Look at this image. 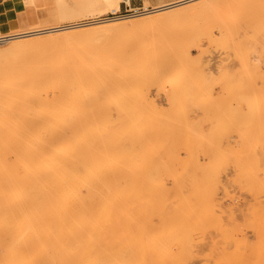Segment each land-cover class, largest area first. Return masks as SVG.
<instances>
[{"label": "rangeland", "instance_id": "374dc122", "mask_svg": "<svg viewBox=\"0 0 264 264\" xmlns=\"http://www.w3.org/2000/svg\"><path fill=\"white\" fill-rule=\"evenodd\" d=\"M177 1H181V0H128V1L41 0L40 4L35 7L33 22L30 23L29 26L27 27L12 31L15 33V32L29 31L31 28L34 30L37 28L39 29L50 28L54 26L78 25V24L88 23V21L91 22L92 20L95 19L107 18V17L108 18L121 17L120 18L121 20L136 21V23L131 24L130 27H128L130 24L126 27H122L125 31L128 30L129 28L130 29L138 28V27L140 28V26H144L143 25L144 23H148L150 20H154V17L156 16L164 17L165 15L172 16L176 14L177 16H181V14L180 15L178 14L182 13L183 15L185 13H192L194 10L200 9V5L201 6L211 5L214 7L217 6L218 8L221 7L220 11L218 9H215L218 13L208 12L206 13V15L204 14L205 16L202 15L204 16L203 20L205 22L207 21L206 23H208L212 32L214 33L213 34L211 32L214 37L213 36L212 38L207 37L209 35L211 36V34L207 33L210 32L209 27H206L208 28L207 32H205L206 28H204L205 31L202 29L203 34L204 32L205 34L207 33V36L204 34L205 35L204 37L203 36L201 37L202 30L196 31V35L195 34L193 35L190 30L188 32H186L187 30H184L186 33L190 32L192 37L193 36L196 37L197 35L198 37L200 36L199 38L200 41H197L198 40L197 37L196 38L184 37L185 40L187 39V41L189 40V42H191L190 47L186 46L188 45V43H186L185 41L183 42L185 44L186 49H188L189 47L188 49L189 51L188 50L185 51V48H183V54L185 51L187 52L186 53L187 56L183 55L182 53L180 54L179 50L181 49L179 50L174 49L173 46L176 45L170 46L171 44L170 39L172 40L174 38L172 36H175L176 34L179 35L178 32L176 34H173L175 32L172 31V33L170 34L171 31H169L170 29L167 28V29H163V32L162 31L161 33L159 32L158 35L154 33L151 37H149L147 41L148 44L146 45L151 46L149 48H151L153 51L147 48L146 46L144 51L150 50L149 51L150 53H148L147 55L146 52L144 53L143 58L141 60L142 62L140 64L143 63L146 64L145 62L148 60V59L146 60V58H151V57H152V61L155 62L154 60L158 55L159 57L157 56V58L159 62L160 59L165 60L163 63L161 61L160 64H166L167 62L166 64L167 66L165 65L164 67H162L159 64L158 67V64L156 65L155 63L150 64L149 66L147 65V68H149L151 65L158 67L157 68L158 71L155 70L158 73L154 72L152 74L150 72L152 70L151 68L152 66L150 67L151 70L149 71L147 68H144L146 67V65L143 64L139 66L140 69L142 66H144L143 67L144 69L142 68L141 70H145V69L147 70L141 72V70L139 69V75H138L139 78L137 75L134 76L135 74L132 77L130 76L132 73L127 74L128 79L127 78L125 79L126 82L127 80L128 82L125 83V81H123L124 82L123 88L124 87L128 88L132 86L133 89H126L127 91L129 90V92L125 91L124 89L123 96L121 94L123 90L119 91L120 94L119 92H117L118 93L117 94L115 91L113 96L111 94L114 91H112L110 94L111 97H109V95L108 96L91 95V97L93 98H88V96L86 98L85 96L87 102L89 99L93 101L94 98L98 99L99 102L98 100L96 101L94 100L93 102L97 104L95 105L91 101L92 102L91 105L90 103L89 104L87 103L88 105L86 107H82L83 110L81 111L80 109L82 104L83 105L86 104V101L83 102L84 95L81 97L83 98V100L82 101L79 100L82 104L77 100L79 104L76 102L74 103L75 105L70 103V100L68 101V97L65 96L62 104L59 102L57 106L53 108L52 107L49 108L52 110L41 112L39 114L40 116H38V119L34 117L35 122L33 123V128L30 127V129L26 128L27 124L26 125L23 124L20 118H17L14 121H10L9 123L0 122V169H1L0 171L2 172V173L0 172V215H1L0 216V264H225V263L248 264V262L249 264H253L251 262L255 260L256 262L254 264H263L260 262L258 263L257 259L258 258L260 259L261 255L264 256V251H263L264 247L261 248L262 246H264V241H263L264 234L262 233L264 231H261L264 230L263 228L264 221H261V219L264 220L263 219L264 214H262L264 213V205H263L264 191L261 192V190L264 189L263 188L264 169H260V168H264V164H263L264 162L262 160V158L264 159V141H263L264 131L262 130L264 129L263 126L264 123L261 121L264 118L262 116V114H264L263 111L264 110V106H263L264 105V54H263L264 38H261L264 36V30L257 31L258 29L256 30L250 25H247L246 26L247 30H245L242 24V26L240 25V29L238 31L237 29H235V27L230 26L231 24L229 22L230 21L231 23L233 22L234 14L228 12V14H230L231 16L228 15L226 12L228 10L226 8L232 5L244 7L241 1H239L240 3L239 2L232 3L234 0H193L163 10L152 11L154 9H157L162 6L170 5L171 3H175ZM117 2L119 4V7L117 9H113L115 7V3ZM257 3L258 0L254 2L252 0V2L250 3L251 5L249 7L256 8ZM262 14L258 13L255 19L257 17L258 19L259 17H262L261 19H264L263 16L264 14L263 15ZM255 15L253 13L252 14L249 13L246 16L248 17L250 16L249 18L254 19ZM200 19H197L199 23L201 21ZM221 21H224L223 25L225 23L226 27L228 26L229 28H225L222 25ZM218 23H221V25ZM205 24L202 23L200 25L203 26ZM212 24H214V26ZM232 25H234V23H232ZM89 26L90 25H85L84 27L74 26L75 28L71 27L63 31L41 33L38 34L37 36H47L49 34L67 32L70 31L71 29L78 30L81 28H87ZM230 27H232L233 30ZM222 28L226 30L225 32H227L228 34L227 37H229V34H233L232 37H229L230 41L228 40L227 37H225L226 36L225 34H222V32L225 33ZM123 29H121L120 31L122 32ZM115 30L118 31L119 27ZM235 30H237V34L233 32ZM253 30H256L259 33ZM220 31L222 32L220 33ZM243 31L245 32V35L249 34L248 37L242 36L244 34V33L241 34ZM255 32L257 33L258 36V37L256 36L257 38L254 36L256 34ZM181 33L180 34L183 35V31ZM186 33H184V36H186ZM220 34L222 36L225 35L224 40L225 42H227L226 40H228L229 44H225V42L224 44H220V42L223 40ZM181 35L179 36L182 37ZM37 36L32 35V36L24 37V39L33 38ZM240 36H242L241 39L244 40L243 41L244 43L247 42L245 43L247 44V47L251 46L252 48L249 47L248 50V48H244V46H241L243 50L242 49L239 50L238 48H240V46L237 45L241 41V39L239 41ZM178 38L177 37L174 38L175 40H173L174 42L172 41V44H175V41L176 40L178 41ZM213 38L214 40H212ZM216 38H217L216 43L219 44L218 48H216L217 44L213 45L212 42L215 41ZM246 38H249V40L246 41ZM180 39L181 38H179V40ZM209 39H211L212 41L210 40L209 42ZM191 40H193L194 43ZM218 40H220V42ZM237 40L239 41V43L237 42ZM248 41L251 42L249 43ZM10 42L7 41L0 43V48L8 46ZM180 42H182V39L180 40ZM183 43L181 44L183 45ZM177 44L179 45V43ZM193 45L195 46L198 45V46L195 47ZM170 47L173 48V50ZM177 47L178 46H176L175 48ZM236 49H238V51ZM250 49H251V53L249 54ZM171 51L172 52L174 51L175 54L174 52L171 53ZM246 51H247L246 55L245 53L244 55H241L243 54V52ZM158 52L161 54L159 55ZM164 52L166 55L164 54ZM204 53L207 56L204 57L205 55ZM169 54H172V56L170 57ZM181 55H183L184 57ZM144 56L146 57L144 58ZM247 56L248 57L250 56L249 59ZM174 57H176V59ZM245 57L248 61L245 59ZM173 58L175 60H173ZM196 58L197 60L199 59L202 61L197 62ZM194 60L197 62L199 66L201 67L203 66L204 68L198 67V70L195 69L193 67L195 66ZM178 61L181 62L183 65ZM148 62L151 63L150 60H148L147 63ZM174 62L176 63V65L174 64ZM244 62L246 66L244 65ZM248 62L249 64L252 63L257 64L256 65L257 69L255 68V74L253 75L255 76L257 73L256 76L258 77L252 78L253 77L252 76L249 78L252 72L250 73L251 68H249ZM179 64L182 65V67H179V69L184 68L185 73L183 72V69L182 71L178 70L176 66H181ZM154 66L153 68H156ZM160 66L162 68L165 67L167 68L166 71L165 69L163 70V72H166V75L165 73L163 75ZM168 66L169 67L171 66L170 69L172 67L173 69L177 68L178 73L177 74L175 72L173 73V71L176 69L174 70L171 69L172 73H170L169 71L170 69L168 68ZM82 67H84V65ZM195 67L197 68V66ZM254 67L252 65L253 69ZM84 68H82L84 72L88 70L86 74L91 72V71L89 72L90 68L87 69L88 67H86L85 68L86 71L84 70ZM199 68H201L202 71L201 73L202 76H200V78L198 77V75H196V74L200 75V72L196 73V71L200 70ZM159 69H161L160 70L161 73H159ZM189 70H191V73L193 72V76H191V78L188 77L192 75L190 74V72H189L190 75H188V73H187L188 76L186 75V72ZM244 70L247 71V74H249L248 76L247 74H245L246 78L244 77L245 78L244 80L248 78L250 82H248L249 80L247 81L241 80L243 79L241 78L242 74L246 73ZM84 72H81V74H83ZM147 72L149 73L148 74L149 76L147 75ZM179 72H181L183 76H181ZM221 72H223V74ZM208 73L210 74L208 75ZM156 74L157 75L160 74V76L158 75L159 77H162L161 75H163V78H160L158 81ZM84 75L85 74H83L82 76ZM91 75H92L91 73L88 74L90 79L86 78L87 75L84 77L82 76L80 77L84 79L86 78L90 81ZM237 75L240 77L238 78ZM152 76L153 79L156 80V82H152V86L150 87ZM179 76L182 78H180ZM196 76L197 78H195ZM176 77H179L177 78L178 80L176 79ZM202 78L205 79L204 83L207 84L203 83ZM226 78H228L229 83H226L227 80ZM132 79L134 80L132 81ZM140 79H142L143 81ZM167 79H169L170 81ZM139 80L142 81L141 84ZM239 80H241L240 83L244 84L245 82V85L246 82H248L249 84L248 87H251L250 86L252 85L251 81L254 80L252 82H254L253 85H255L256 82V87L254 89L257 88V94L254 92L253 89L252 90L254 93L253 92L250 93L249 91H246V90H251V88L247 87L246 89L245 88L246 86L244 85L240 84L238 86ZM138 84L141 85V87ZM142 84L144 85V87ZM147 85H149V87ZM235 85H237V87ZM138 86L140 88H137ZM238 87H239V91L242 90L241 92L237 91ZM242 87H244V89ZM142 88L143 91H141ZM131 90H132V94L134 93V91L137 90L136 95L133 94L134 96H136L135 97L136 100H138V101L134 100L136 101V103L130 101L132 100V98H130L131 96H129L128 94H130ZM244 90L246 91V93L249 94L250 98H253L252 96H250L251 94L257 95V98L256 95H254L253 98L255 102H257L256 100L260 98L258 97V95L262 96L261 98H263L261 99L262 102L258 100V102L259 101L260 102L257 105L254 104L255 106L250 104L253 108L255 107V109H253L252 107L250 108L251 112H249L250 111L249 108H248L249 111L246 108V105L248 104V103L245 104L246 101L244 103L242 102L241 108L243 107L242 108L243 110L240 109L241 103L240 104L239 102L237 103L238 95L241 96L242 98L241 101L245 100L246 95L244 94L245 93ZM172 91H174V94ZM143 92L145 95L144 97L142 96ZM125 93L129 96L128 98L126 97L127 95H125ZM236 93L239 94L237 95ZM241 93L244 94L243 95L244 99ZM116 94L120 95V97L122 98V102L124 101L121 105H120L121 100L119 99V96L117 97ZM217 94H221V95L219 96ZM114 96H116L120 100V103L118 102L119 100H117L116 97ZM218 96L219 97L222 96V98H218ZM112 97H114L116 100L113 99ZM123 97H126L127 99L126 98L124 99ZM100 98L102 99V101L100 100ZM140 98L142 101L139 100ZM253 99L250 100V102L253 101ZM65 100L68 102L69 104L68 106ZM247 101L249 102L248 98ZM254 101L252 103H255ZM124 103L130 104L127 105L129 108L128 111H125L126 107H124L125 105ZM71 104L73 105V108H71L72 107ZM138 104H140V106ZM144 104H146V106H144ZM131 105L133 106L136 105V106L132 107ZM259 105L261 107H259ZM69 106L72 109V111H70V109L68 108ZM75 106L77 108L79 107V110L77 108L75 109ZM135 107L138 108L137 110L138 112L140 111L139 109H141L142 112H144L143 109L147 111H149L150 109H154V110L153 111L150 110L149 111L150 113L149 112L146 113L147 111L144 113L146 114L143 115L145 116L144 121L143 119H141L142 115H140L141 116L140 117L136 114V116H138V118H140L141 120H138V118H136L135 121L134 118L131 119L130 117H128L130 115L129 112H131L132 110L134 111L133 108ZM237 107L239 108L240 111L238 110ZM121 108L122 110L123 109L124 110L123 111L121 110L120 113ZM73 109L75 111H78L79 113L78 112H77L78 114L74 113L75 111ZM245 109L246 111H244ZM257 110H259V113ZM256 111L258 114H255L254 116L255 118L256 115L260 116V112H261V116L263 117L262 118L260 116L261 120L257 119L259 117L256 118L257 123L260 120L258 126H256L257 124L255 123L256 121H254L255 119L253 117L254 115L253 112L256 113ZM127 112L129 113V115ZM119 114L121 115V118ZM243 114L245 116H243ZM236 115L240 117H236ZM111 116H113V118ZM41 117L45 118V121H43L45 124L39 121ZM243 117H248V118L246 119ZM76 118L77 120L79 119L78 121H80V126L78 125ZM125 118L126 119L130 118L129 120L133 121L132 123L134 125L131 123L133 127L130 123L128 124L125 123L129 121V120L125 121ZM149 118L151 121L153 122L155 121L158 125L155 124L156 125L155 126L153 122H148ZM238 118L240 119V122L242 121L243 123L237 121L236 119ZM249 118H251L250 121L252 120L254 121L253 124L252 122L250 123ZM74 120H76L75 123ZM119 121L121 122V124L119 123ZM137 121H139L141 127L137 128V125L140 126V124H138ZM141 121L145 123L146 122L151 124L153 123L152 126H154L155 128H157V126L159 127L155 131V128H153L151 124L150 125L145 124L144 126V124L142 125ZM187 124L190 127L189 129L193 128L194 131L192 129L186 131ZM247 124L251 127V129ZM73 125H75V127ZM76 125H78V127ZM120 125L121 127H119ZM124 125L127 127V129L129 127L128 130L126 129L127 131L125 130V128H123ZM146 126L148 127L151 126L149 135L151 134L152 129L154 132L160 130V132L158 131V134L153 133L152 131V134H154L156 138H154V136L153 138H151V135L149 136L147 135L148 133L147 134L145 133L147 130H149V128H145ZM196 126H199V128L196 129ZM73 127L74 130L75 129H80V130L77 131L75 130L76 132H74L72 131ZM91 127H93L94 130L96 129V131L90 132ZM244 127L245 129L248 130L247 135H249L250 130H252V127L253 128L257 127V130L259 131L258 133L256 132L257 130L255 131L257 133V136L254 130L251 131V133L253 132L254 134L253 133L252 134L255 135L257 138H255V136L251 137L252 134L250 135V137L249 136L246 137V133H244L246 132V130L244 129ZM61 128H64L66 131V133L63 136L60 135ZM93 128L91 130H93ZM109 128H110V132H111V128H113L112 131L115 134L120 135L121 139H119V136H117L118 139L115 140L117 137L114 138L116 135L113 136L112 133H110L107 130ZM131 128L134 130H132ZM140 128L142 129L143 133H141ZM143 128L147 130L144 131ZM259 128L261 129L259 130ZM70 129H71V133L69 131ZM237 129L239 132L242 131L244 134L241 132L237 133ZM123 130H125V132H129V131L130 132L129 134L128 133L123 134ZM213 130L215 131L213 132ZM192 131H193V134H191L192 136L195 134V136L197 137L198 134V137L202 136V138L199 139L203 140L204 142L203 141L199 142L198 140H195L196 137H192V139L191 138L189 139V137L187 136H189V132ZM261 131H262V135H260ZM82 132L83 133L85 132L86 136L80 135L83 134ZM205 132H207L208 134L207 133L205 134ZM95 133L96 136H94ZM26 134L27 136L30 135L32 139L26 137L25 136ZM70 134L72 136H70ZM47 135L52 136V141L48 143L49 144L48 146L47 144H45L46 143L45 141L44 142L42 141L43 138ZM90 135H92V137H90ZM106 135L107 137L109 136L108 138H112L114 142L116 141V143L110 141L108 142L107 141L108 138L106 139ZM125 135L127 138L132 136L133 139V136H135L134 138L137 139L132 140L131 137L128 138L131 142L130 143L128 139L125 137ZM160 135L161 138L159 137ZM259 135L260 137H262L261 139L258 138ZM137 136L139 137L142 136V137L140 139ZM25 137L28 139H26ZM80 137L82 138V141ZM157 137H159L160 140ZM207 137H210L208 139L211 142L210 141L205 142V140H207ZM143 138L147 140V142L145 140V144L144 142H140L141 140L143 141ZM150 138L152 140L154 139V142H152ZM112 139L109 140L112 141ZM125 139H127V141H125ZM193 139L196 142L197 141L198 142L195 143ZM255 139L257 143L256 147H258V150L254 148L256 145L255 143L252 144L254 145V147L252 146V149L251 147H249L250 142L251 141L253 142ZM26 140H30V145L32 144L31 147L33 150L31 174H29L30 177H28L26 173L17 174L13 171V169L11 170V168H14L11 162L13 161L15 166L16 159L11 158V156H9L10 155L9 153L11 152H15V151L24 152V150H26L25 147H27V144L29 143L28 141L27 143ZM136 140H140L139 145H134L136 143ZM148 140H151V142ZM190 140L191 142L193 141L194 143L193 142L191 143ZM261 140L263 142H261ZM106 141L108 142L107 145L109 144L110 146L106 145ZM133 141H135V143ZM155 141L157 142L155 143ZM82 142L87 143V145L91 148V150L89 151L91 152L93 151L92 154L91 152L88 153L87 148L88 149L90 148L86 147L87 145L85 143H84L85 145L82 144ZM119 142L121 143V145L124 146V147L122 146L124 152L121 148L123 153L119 150L120 155L116 153L118 149H120L121 147ZM132 142H133V146L131 147L130 144H132ZM209 142L212 144L210 145ZM243 142L244 143L249 142V143L244 144ZM19 143L20 144L27 143V144L26 145L24 144L25 145L24 147L23 145H21L22 146V148L20 147L21 150H16L19 149L18 147L20 145L19 146L16 145ZM40 143H43L44 145ZM90 143L91 144L94 143L95 148L94 145H92L93 146L92 147ZM189 143H190L189 146L192 148L196 144L197 146H199L198 145L199 143L201 145L200 146L201 149L200 148L192 149L188 146ZM202 143H204V145ZM81 144L82 146L86 147L87 153L85 151V147L84 149L82 148V150L85 152L83 153L82 151L79 152L80 148H78L77 149L78 153H77L75 148L78 146L80 147ZM117 144L119 146H115L117 149V150L115 149L116 151L115 152L114 151L115 147L112 146ZM13 145H15L16 149L15 147L12 148ZM218 146L219 148H217ZM246 146H248L247 149L249 148L248 150L249 152L248 151L246 152L250 154L251 151H253L251 157H249V154L245 153L244 148ZM11 148L15 150L11 151ZM139 148H145L143 149L145 150V152L147 151L146 149L149 148L148 149L149 151L146 152V155L149 152L150 153L146 157H143L144 155L142 154H145L143 151L140 157L138 153L134 152L136 150L140 152L141 150H139ZM1 149L3 151H5V149L7 150L9 149L8 150L9 152L6 150V152L1 153L2 151ZM108 149L111 151L109 152ZM187 149L189 150L197 149L199 151L195 150L190 153V151H188ZM200 150L202 152H200ZM206 150H212V151H208L212 153L207 154ZM113 151L115 152L114 157L117 154V158H114V160L111 158L113 157L114 154ZM130 151L133 152L131 153ZM231 151L233 152V154ZM7 152H8V157H10L7 158L9 160L6 159ZM65 152L67 153L65 154ZM107 152H109V154H107ZM255 152H259V153L255 154ZM110 153H112L111 156ZM151 153L153 154L152 156ZM1 154L4 155L1 156ZM228 154L229 156H227ZM253 154H255V156ZM259 154L261 156V159ZM122 155L123 158L125 157L126 158L122 159L121 158ZM207 157L210 159H207ZM130 158L133 159L128 160ZM246 159L249 160L250 162L247 161ZM6 160L7 162H5ZM116 160H118L119 163ZM260 160L262 163H260ZM3 162L6 165L10 163L9 165L10 166L12 165V167L10 168L9 165L5 167V164ZM235 163L238 165H236ZM241 165L242 167H240ZM243 165L245 166V168ZM247 165L250 167H248ZM254 165L256 167H254ZM209 166L210 168H208ZM259 166L260 168L258 169ZM8 167L10 168L9 170L7 169ZM3 168L6 169L7 172L6 170L4 171ZM256 169L258 172L256 171ZM201 170L202 172L209 170L207 172L210 173L204 172L202 178L199 176ZM194 171L197 174L200 172L198 176H195ZM216 171L217 174H215ZM236 171L240 175L243 174V172H247L244 173L246 175V176L244 175V177L247 178V181L244 180L245 178L243 177V175H241L243 179L239 177L241 182L239 179L237 180L238 178L237 175L239 174H237ZM247 174L249 177L247 176ZM251 174L253 176H251ZM14 175H16L17 177H14ZM18 175L19 176L21 175V177H19ZM208 175L210 176L215 175L214 178H216L217 181L215 183L212 181L211 183L217 184L215 185V187H217L216 190L214 185L211 186L210 183V181L213 180L214 178L209 179L210 176ZM203 179L204 180L209 179L208 180L209 182H207V184L205 185L206 182L203 181ZM253 179L257 181L256 182L251 181L252 183L248 181ZM258 179H260L262 182ZM242 180L243 182L244 181L245 182L243 183ZM217 182L218 183L222 182V183L218 184ZM15 183L18 185H16ZM240 183L242 184L243 187L241 186ZM25 184H27L28 188L27 187L24 188ZM28 184L30 185L28 186ZM18 186L21 188H19ZM204 186L206 187L205 189ZM253 186L255 187V190H253L254 189ZM17 188L19 189L17 190ZM211 188L212 189L214 188L213 191L211 190ZM20 189L23 192L20 191ZM23 189L24 190L26 189V192ZM16 190L20 192H17ZM210 190L213 194L211 192L209 193ZM10 191L13 193H10ZM205 193H208L210 195H207ZM205 195H207L206 198L207 197L209 199L211 198L209 202H208L209 199L207 200L204 197ZM205 199L208 203L211 204L210 206L207 205L206 203L205 207L208 206V209L202 208V206L205 204L204 203L205 201L203 202V200ZM10 201L12 203H10ZM213 201L214 202L216 201V203H214ZM255 201L257 202V204ZM201 202H203L202 206H201ZM253 204L257 206H254ZM214 205H216L218 208H216V206ZM251 205L254 208L251 207ZM201 208L205 210L206 213L204 211L202 212ZM229 208H230V212L233 211V213L228 212ZM212 211H214V213ZM207 212L210 214H207ZM251 212L254 213L255 215L252 214ZM25 214L27 215V217ZM211 214L212 216L216 214V217L214 216L215 218L213 219ZM233 214L234 216L232 217L231 215ZM249 214L251 216H248ZM208 216L209 219L206 218ZM220 216L222 217V219L219 220L218 218H221ZM202 217L204 218V220ZM234 217L235 219L231 220V218ZM259 217L262 218L260 219ZM12 218L15 220H13ZM223 218H225V220ZM205 219H207L206 222ZM253 219L256 221V225L252 223ZM218 220L219 222H217ZM230 221L233 222L231 223ZM249 221L251 222L249 223ZM225 222H228L230 225ZM246 222H248L249 224H247ZM234 223H236V225H234ZM222 225H225L224 229ZM226 225L228 227H226ZM213 226L214 227L217 226V228H214ZM251 226H253V228ZM255 226L257 227L255 228ZM258 226H260L259 227L260 229H257ZM225 228L228 229L226 230ZM231 229L234 230V233L233 231H231ZM240 229L242 230L244 229L243 230L244 232ZM237 230L240 231L238 232ZM225 231H227L228 233L227 235L226 233L225 234L223 233ZM229 232L232 233L230 234ZM242 232L244 233V235ZM234 234L235 236L236 235L237 236L235 237ZM257 238L259 242L256 241ZM238 239H242V241L244 240L243 241L244 243L242 241H239ZM239 242L240 244L243 243L244 246L248 245L250 247L245 248L244 246H241L239 244L241 246L239 250L238 249ZM253 243H256V245H254ZM257 246L261 248L260 251L258 250L259 248ZM222 248L224 249L225 254L227 251L230 253L227 254L228 256L232 255V252H230V250L233 251V256L234 255L235 256L234 257L231 256V262L229 261V259H227L228 256L225 257L226 255H224V253L222 252L223 251ZM241 248H243V250ZM253 248L255 251L253 250ZM261 250L263 253L261 252ZM234 251L237 254H234L235 253ZM255 252L256 255H254ZM257 252L260 253V255H258L259 257L257 256L258 254ZM221 253L223 256L221 255ZM246 253L248 255L251 254L249 256V259L250 257L251 259H254L252 257H255V259L246 262L248 260V255L244 256L246 257V261L245 258H243V255H245ZM222 257L223 258L225 257L226 259L224 258L223 260ZM235 258H237L240 261H238L237 259L235 260ZM226 260L229 262H227ZM263 260L264 258H262V261Z\"/></svg>", "mask_w": 264, "mask_h": 264}, {"label": "bare ground", "instance_id": "6f19581e", "mask_svg": "<svg viewBox=\"0 0 264 264\" xmlns=\"http://www.w3.org/2000/svg\"><path fill=\"white\" fill-rule=\"evenodd\" d=\"M120 1V0H119ZM124 1V0H123ZM125 1H128V0H125ZM189 1H193V0H181V1H177V2H175V3H171L170 5H166V6H162V7H159V8H157V9H154V10H152V11H156V10H163V9H166V8H169V7H172V6H176V5H180V4H183V3H186V2H189ZM239 1H241V3L244 5V7H240V6H226L227 8V10L228 11H226L227 12V14H228V12L229 13H232V14H234V19H233V22L232 23H234V25H232V23H231V21L229 22L231 25L230 26H232V27H235V29H237L238 31H239V29H240V25L242 26V24H243V28H245V30H247V25H250V26H252L254 29H258L257 31H261V30H264V19H261L262 17H259V19H258V17L255 19V17L258 15V13H263L264 14V0H258V3L256 4V8H250L249 6L251 5L250 3L252 2V0H234L232 3H234V2H239ZM254 1H257V0H253V2ZM240 3V2H239ZM237 4V3H236ZM235 5V4H234ZM247 6V7H246ZM255 6V5H254ZM119 7V4H118V2L117 3H115V7L113 8V9H117ZM112 9V8H111ZM215 9H218L219 11H220V9H221V7H214V6H211V5H208V6H205V5H200V9H196V10H194L192 13H185V14H183L182 15V13H179L178 15H180L181 14V16H177V14L176 15H172V16H170V15H165L164 17H158V16H156V17H154V20H150L148 23H144L143 25L144 26H140V28L138 27V28H129L128 30H125L124 31V29L122 28V27H126V26H128L129 24V26L128 27H130L131 26V24H133V23H136V21H128V20H121L120 18L121 17H115V18H100V19H95V20H90L91 22H89L88 21V23H83V24H78V25H71V26H54V27H50V28H37V29H30L29 31H24V32H15V33H9V34H7V35H0V43H2V42H7V41H11L10 42V44L8 45V46H5V47H2V48H0V122H2V123H9L10 121H14V120H16L17 118H20V120H21V122L23 123V124H27L26 125V128H29L30 129V127L31 128H33V123L35 122V120H34V117H36L37 119H38V116H40L39 114L41 113V112H44V111H49V110H52V109H49V108H53V107H55V106H57L58 104H59V102L62 104L63 103V99H64V97L66 96V97H68V101L70 100V103H72L73 105H75L74 103H76L77 102V100L79 101H82L83 100V98H81L83 95H84V100H83V102L84 101H86V98H87V96H88V98H93V97H91V95H103V96H108L109 95V97H111V95L113 96V94L115 93V91H116V93L117 92H119V91H121V90H123L122 91V96H123V94H124V89H125V91H127L126 89H133V87L132 86H130V87H128V88H123V81H125V83H127L128 82V80H127V82H126V79L125 78H127L128 79V77H127V74H129V73H132L130 76L132 77L134 74V76H138L139 75V69H140V67L139 66H141V65H143V64H140L142 61V58H143V55H144V53L146 52V55L148 54V53H150L149 51L150 50H145L144 51V49H145V47L147 46V48H149V47H151V46H148V45H146V44H148L147 43V41H148V39H149V37H151L154 33H156L157 35L159 34V32L161 33V31L163 32V29H170L169 31H171L170 32V34L172 33V31H174L175 33H173V34H176L177 32L179 33V35H181L182 33V31H183V35H181L182 37H180L179 35H175L177 38L179 37V38H181L182 39V42H180V40H179V38H178V41L176 42L175 41V44H172V41L173 40H175L174 38H176L175 36H172V37H174L172 40L170 39V41H171V44H170V46L172 45H176V46H178L177 48H175L176 46H173L174 47V49H181V50H179V52H180V54L182 53L183 54V48H185V44L183 43L184 41L186 42V43H188V45H186V46H189L190 47V45H191V42H189V40L187 41V39L185 40V38L184 37H186V38H196L197 37V41H200L199 40V38H200V36L198 37V35L195 37V36H193L192 37V35H191V33L189 34V33H186V32H188L189 30L192 32V34L194 35H196V31H199V30H204V28H206V27H209V29H210V32H207L208 31V28H206L204 31L205 32H207V33H209V34H211V36L209 35V36H207V33L205 34V32H204V34L207 36V37H211L212 38V30H211V28H210V26L208 25V23H206L204 20H203V17L206 15V13H218ZM148 12H151V11H148ZM102 13V12H101ZM147 13V12H146ZM222 13V12H221ZM225 13V12H224ZM244 13H246V14H244ZM250 13V14H254L255 15V13H256V15L254 16V19H252V18H249L248 16H246V15H248V14ZM95 14V13H94ZM205 14V15H204ZM262 14V15H263ZM202 15H204V16H202ZM217 15V14H216ZM228 15H230V14H228ZM231 16V15H230ZM260 16V15H259ZM264 16V15H263ZM124 17V16H123ZM153 17V16H152ZM200 17H201V19H200ZM233 17V16H232ZM125 18V17H124ZM197 19H200L199 21H200V23L197 21ZM211 19V18H210ZM232 19V18H231ZM203 20V21H202ZM221 20V19H220ZM197 21V22H196ZM228 21V20H227ZM207 24V26H206V24L205 25H203V26H205V27H203L202 25H200V24ZM222 22V25H223V22L224 21H221ZM76 23V22H75ZM218 24H220L221 25V23H218ZM217 24V25H218ZM85 25H90L89 27H87V28H81V29H78V30H70V31H67V32H60V33H57V34H49V35H47V36H37L38 34H41V33H49V32H54V31H63V30H66V29H69V28H71V27H74V26H80V27H84ZM213 26H214V24H212ZM229 25V24H228ZM225 28H229L228 26L226 27V24L224 23V25H223ZM245 26V27H244ZM119 27V30L117 31V30H115V29H117ZM202 27V28H201ZM223 27V28H224ZM232 27H230V28H232ZM249 27V26H248ZM75 28V27H74ZM123 29L122 30V32L120 31L121 29ZM222 28V29H223ZM115 30V31H114ZM184 30H187L186 32L184 31ZM203 30L201 31L202 33H201V37L203 36H205L204 34H203ZM231 30V29H230ZM232 30H233V28H232ZM237 30H235V31H233V32H235L236 34H237ZM244 30V31H245ZM256 30H253V31H256ZM120 31V32H119ZM181 31V32H180ZM223 31L225 32L226 30H224L223 29ZM240 31H242V30H240ZM242 32L241 34H243L242 36H244V37H248V35H245V32ZM256 31V32H257ZM212 32V33H211ZM222 31H220V33H221ZM255 32V33H256ZM181 33V34H180ZM184 33H186V36H184ZM232 33V32H231ZM234 33V34H235ZM257 33H259V32H257ZM257 33L254 35V33H253V35L256 37L257 36ZM189 34V35H188ZM214 34V33H213ZM222 34H225V35H221L222 36V38H223V40L220 42V40H218L219 42H220V44H224V42H225V38H224V36L225 37H227L228 36V34H227V32H225V33H223L222 32ZM262 34V33H261ZM32 35H36L37 37H33V38H26V39H24V37H28V36H32ZM191 35V36H190ZM231 35V36H230ZM188 36V37H187ZM217 36V35H216ZM220 36V37H221ZM233 36V34H229V37H232ZM238 36V35H237ZM242 36H240V38H239V41H240V39L242 38ZM260 36V35H259ZM262 36V35H261ZM154 37V36H153ZM171 37V38H172ZM214 37V36H213ZM229 37H227L228 38V40L230 39ZM243 37V38H244ZM258 37V36H257ZM256 37V38H257ZM21 38H23V39H21ZM170 38V37H169ZM184 38V39H183ZM206 38V37H205ZM204 38V39H205ZM226 38V39H227ZM261 38H264V36L263 37H261ZM17 39H19V40H17ZM163 39V38H162ZM208 39V38H207ZM210 40L211 39H209V42H210ZM212 40H214V38L212 39ZM211 40V41H212ZM228 40H226L227 42H225V44H229L228 43ZM236 40V39H235ZM247 40H249V38H246V41ZM193 43H194V41L193 40H191ZM230 41V40H229ZM239 41L237 40V42L239 43ZM244 40H242L241 39V41H240V43L237 45V46H240V48H238V47H236V48H238L239 50H241L242 49V47L241 46H244V48H248V50H249V47H251V46H249V47H247V44H245V43H247V42H243ZM165 42H167V41H165ZM174 42V41H173ZM202 42V41H201ZM213 42V45H215V44H217L216 42H217V38H216V40L215 41H212ZM223 42V43H222ZM236 42V41H235ZM249 42V41H248ZM251 42V41H250ZM249 42V43H250ZM177 43H179V45L177 44ZM181 43H183V45L181 44ZM241 43H242V45H241ZM4 44V43H3ZM165 44V43H164ZM169 44V43H168ZM195 44H196V42H195ZM237 44V43H236ZM244 44V45H243ZM207 45V44H206ZM212 45V44H211ZM218 45L219 44H217V46H216V48H218ZM231 45V44H230ZM229 45V46H230ZM183 46V47H182ZM193 46H195V45H193ZM198 46V45H197ZM197 46H195V47H197ZM208 46H209V44H208ZM208 46H207V48H208ZM246 46V47H245ZM156 47V46H155ZM165 47V46H164ZM169 47V46H168ZM189 47H188V49H189ZM212 47V46H211ZM210 47V48H211ZM157 48V47H156ZM171 48V47H170ZM206 48V49H207ZM215 48V47H214ZM213 48V49H214ZM220 48V47H219ZM222 48V47H221ZM252 48V47H251ZM149 49H151V48H149ZM154 49V48H153ZM169 49V48H168ZM172 50H173V48H171ZM188 49H186L185 48V51L186 50H188ZM238 49H236L237 51H238ZM152 50V49H151ZM155 50H157V49H155ZM164 50V49H163ZM170 50V49H169ZM175 50V51H176ZM208 50V49H207ZM243 50V49H242ZM153 51V50H152ZM151 51V52H152ZM184 51V54L183 55H186V53L187 52H185ZM189 51V50H188ZM168 52V51H167ZM174 52V51H173ZM172 51H171V53H173ZM240 52V51H239ZM253 52V51H252ZM159 53V52H158ZM206 53V52H205ZM204 53V54H205ZM210 53V52H209ZM242 53V52H241ZM244 53H245V55H246V53H247V51L246 52H243V54H241V55H244ZM251 53V49H250V51H249V54ZM161 53H159V55H160ZM164 54H165V52H164ZM174 54H175V52H174ZM202 54H203V52H202ZM212 54V53H211ZM264 54V53H263ZM154 55H156V54H154ZM166 55V54H165ZM183 55H181V56H183ZM198 55V54H197ZM158 56V55H157ZM157 56H156V59L154 60L155 62H153L152 61V57L151 58H146V60L148 59V60H150L151 61V63L150 62H148L147 63V61L145 62L146 64H144V65H146V67H144V66H142L141 67V69L144 67V68H147V65L149 66L150 64H158V67H159V64L161 63V61H162V63L165 61V60H161L160 59V62H159V60H158V58H157ZM169 56L171 57L172 56V54H169ZM168 56V57H169ZM187 56V55H186ZM205 56H207L206 54L204 55V57ZM146 56H144V58H145ZM155 57V56H154ZM159 57V56H158ZM184 57V56H183ZM182 57V58H183ZM248 57V56H247ZM250 57V56H249ZM249 57H248V59H249ZM175 59H176V57H174ZM173 58V60H175ZM181 58V59H182ZM185 59V58H184ZM190 59V58H189ZM203 59V58H202ZM245 59H246V57H245ZM183 60V59H182ZM196 60H197V58H196ZM247 60V59H246ZM172 61V60H171ZM180 61V60H179ZM178 61V62H179ZM195 61V60H194ZM200 61H202V60H197V62H200ZM248 61V60H247ZM197 62L195 61L194 62V64H195V66H197V68L195 67V66H193L195 69H197L198 70V67H201V66H199L198 64H197ZM204 62V61H203ZM250 62V61H249ZM249 62H248V64H249ZM179 63H181V62H179ZM193 63V62H192ZM206 63V62H205ZM205 63H204V65H205ZM251 63V62H250ZM166 64H167V62H166ZM166 64H160L162 67H164ZM174 64L176 65V63L174 62ZM182 64V63H181ZM181 64H179V65H181ZM255 64V63H254ZM254 64L252 63V64H249V68H251L250 69V73H251V76H249V78L250 77H252V78H254V77H258V76H256L257 75V73H256V75L254 76L253 74H255V68L257 69V67H256V65L257 64H255V67H254ZM84 65V67L86 68V67H88L87 69H89L90 68V70H89V72L92 74L91 75V80L89 81L88 79H86V78H89V76H88V74H90V73H88V74H86V72H88V70L86 71V69L84 68V67H82ZM169 65V64H168ZM183 65V64H182ZM182 65L181 66H176L177 68H178V70H180V71H182V69H183V72L185 73V70H184V68H181V69H179V67H182ZM243 65V64H242ZM244 65L246 66V64H245V62H244ZM243 65V66H244ZM250 65H251V67H250ZM252 65H253V67H254V69L252 68ZM152 66V67H151ZM150 67L152 68V70L150 69V67L149 68H147L152 74L154 73V72H156V73H158L157 71H158V67H156V66H154V65H151ZM153 66L154 67H156V68H153ZM160 66V67H161ZM167 66V65H166ZM244 66V67H245ZM161 67V69H162V72H163V70L165 69V71H166V67L165 68H162ZM171 67V66H170ZM170 67L168 66V68L170 69ZM188 67V66H187ZM203 67V66H202ZM201 67V68H202ZM248 67V66H247ZM246 67V68H247ZM82 68H84V70L86 71V72H84L83 70H82ZM143 68V69H144ZM177 68H174V69H176L177 70ZM201 68H199L200 70L199 71H196V73H199L200 72V75L199 74H196V75H198V77L200 78V76H202L201 75V73H202V71H201ZM204 68V67H203ZM140 69V70H141ZM147 69H145V70H141V72L142 71H146ZM153 69H154V71H153ZM161 69H159V73H161ZM168 69V70H169ZM172 70H174L173 69V67L171 68ZM169 70L170 71V73H172V70ZM185 69H187V68H185ZM253 69V70H252ZM155 70H157V71H155ZM176 70H174L173 71V73L175 72L176 74L178 73V70L176 71ZM203 70V69H202ZM242 70V69H241ZM84 72L83 74H85L84 76H86V78L84 79V78H82V77H84V76H82L83 74H81V72ZM168 71V72H169ZM245 71V70H244ZM254 71V72H253ZM189 72H190V74H192V75H190L189 74ZM231 72V71H230ZM246 73H244V74H242V77L241 78H243V79H241L242 81L246 78L245 77V74H247V71H245ZM143 73H145V72H143ZM164 73H165V75H166V72H163V75H164ZM180 74H181V72H179ZM187 73H188V75H190V76H188L187 75ZM222 74H223V72H221ZM81 74V75H80ZM149 73L147 72V75H148ZM210 73H208V75H209ZM237 74V73H236ZM260 74V73H259ZM159 76H160V74H158ZM157 74H156V77L158 78H156L158 81H159V79L160 78H163V75H161L162 77H159ZM186 75L188 76V77H190L191 78V76H193V72L191 73V70H189V71H187L186 72ZM207 75V74H206ZM226 75V74H225ZM249 74H247V76H248ZM80 76H82V77H80ZM93 76V77H92ZM149 76V75H148ZM150 76H151V74H150ZM181 76H183L182 74H181ZM231 76V75H230ZM238 76V75H237ZM180 77V76H179ZM179 77H176V79L177 78H179ZM240 76H238V78H239ZM245 77V78H244ZM93 78V79H92ZM138 78H139V76H138ZM152 78V80H154L153 79V76L151 77ZM150 78V79H151ZM180 78H182V77H180ZM189 78V79H190ZM193 78V77H192ZM195 78H197V76L195 77ZM210 78V77H209ZM228 78H229V76H228ZM228 78H226L227 80H228ZM90 79V78H89ZM134 79H136V78H134ZM134 79H132V81L134 80ZM142 79H143V77H142ZM142 79H140V80H142ZM173 79V78H172ZM203 80V83L205 82L204 80V78H202ZM220 79V78H219ZM88 80V81H87ZM99 80V81H98ZM139 80V81H140ZM151 80V85H150V87L152 86V82H156V80H154V81H152ZM167 80H169V79H167ZM178 80V79H177ZM188 80V79H187ZM213 80V79H212ZM226 80V83H229V80L227 81ZM233 80V79H232ZM236 80V79H235ZM241 80H239L238 81V86L241 84V85H244V86H246L245 88L247 89V87L249 86V84H248V82H250V80L247 78L246 80H244V81H247V80H249L248 82H246V85H245V82H244V84L243 83H240L241 82ZM143 81V80H142ZM142 81H140V84L142 83ZM161 81V80H160ZM170 81V80H169ZM168 81V82H169ZM180 81V80H179ZM252 81H254V80H252ZM251 81V84L252 85H250L251 87H248V88H251V90L253 89L254 90V92L257 94V88L256 89H254L255 87H256V82H255V85H253V83L254 82H252ZM144 82H145V80H144ZM167 82V81H166ZM181 82V81H180ZM189 82H190V80H189ZM139 83V82H138ZM179 83V82H178ZM187 83V82H186ZM185 83V84H186ZM231 83V82H230ZM153 84H155V83H153ZM160 84V83H159ZM168 84V83H167ZM180 84V83H179ZM202 84V83H201ZM204 84H207V83H204ZM203 84V85H204ZM232 84V83H231ZM259 84V83H258ZM132 85V84H131ZM135 85H137V84H135ZM135 85H134V87H135ZM139 85V84H138ZM143 85V84H142ZM176 85V84H175ZM191 85V84H190ZM189 85V86H190ZM210 85V84H209ZM230 85V84H229ZM126 86V85H125ZM128 86V85H127ZM140 87H141V85H139ZM137 87V88H140V87ZM148 87H149V85H147ZM156 86V85H155ZM189 86H187V87H189ZM214 86H215V84H214ZM236 87H237V85H235ZM252 86H254V87H252ZM143 87H144V85H143ZM146 87V86H145ZM158 87V86H157ZM162 87V86H161ZM186 87V86H185ZM200 87V86H199ZM241 87V86H240ZM179 88H181V87H179ZM229 88V87H228ZM243 89H244V87H242ZM241 88V89H242ZM149 89V88H148ZM183 89V88H182ZM201 89V88H200ZM230 89V88H229ZM245 89V90H246ZM178 90V89H177ZM192 90V89H191ZM197 90V89H196ZM202 90V89H201ZM223 90V89H222ZM226 90V89H225ZM236 90V89H235ZM244 90V91H245ZM251 90H246V91H249L250 93L251 92H253V90L251 91ZM256 90V91H255ZM112 91H114V92H112ZM137 91V90H136ZM136 91H134V95H136ZM141 91H143V88H142V90ZM237 91H239V87H238V90ZM236 91V92H237ZM242 91V90H241ZM241 91H239V92H241ZM246 91H245V95H246V98H245V100L244 101H241L242 100V98H241V96L240 95H238L237 93V98H238V100H237V103L239 102V104L241 103V105H240V109H242L241 108V106H242V102L244 103L245 101V104L246 103H248L249 104V106H248V104L246 105V108H247V110H248V108H249V110H250V108L252 107L250 104H252L253 106H255L254 104H259V102L261 101L262 102V100L261 99H263V98H261L262 96H260V95H258V97H260L258 100H260L259 102H258V100H256L257 102H255L254 101V95H256V94H251L250 96H252L253 98H250L249 97V94L248 93H246ZM111 92H112V94H111ZM127 92H129V90L127 91ZM145 92H146V90H145ZM173 92V94H174V91H172ZM235 92V91H234ZM253 92V93H254ZM218 93H220V92H218ZM259 93V92H258ZM111 94V95H110ZM118 94V93H117ZM116 94V95H117ZM119 94H120V92H119ZM132 94V90L130 91V94H128L129 96H131L130 98H132V100H130V101H133V102H135L136 103V101H138V100H136V96H134ZM195 94V93H194ZM242 94V97H243V93H241ZM247 94H248V97H247ZM125 95H127L126 93H125ZM124 95V96H125ZM126 96L127 98L129 97V96ZM133 95V96H132ZM141 95H142V93H141ZM211 95H213V94H211ZM217 95H221V94H217ZM227 95H229V94H227ZM226 95V96H227ZM85 96H86V98H85ZM119 96V99L121 100V103H120V100L117 98ZM143 97L145 96L144 95V92H143V95H142ZM218 96V98H222V96L221 97H219ZM239 96H240V98H239ZM102 97V96H101ZM114 97H116V96H114ZM114 97H112L113 99H115ZM117 97H116V99L117 100H119L118 102L120 103V105L124 102H122V98L120 97V95H117ZM126 97H123L124 99L126 98ZM196 97V96H195ZM81 98V99H80ZM103 98V97H102ZM111 98V99H112ZM126 98V99H127ZM142 98V97H141ZM141 98L139 99V100H141ZM216 98V97H215ZM226 98V97H225ZM247 98H248V100H249V102H250V100H252L253 99V101L255 102V103H252L253 101H251L250 103L247 101ZM256 98H257V95H256ZM115 99V100H116ZM239 99H240V101H239ZM243 99H244V97H243ZM66 100H67V98H66ZM65 100V102H67ZM90 100V99H89ZM88 100V102L86 101V104L85 105H83L80 101V103L82 104V106H81V109H80V111L81 110H83L82 109V107H86L89 103H90V105H91V103L95 100H98V99H93V101L92 100H90L89 101ZM100 100L102 101V99L100 98ZM134 100H136V101H134ZM197 100V99H196ZM204 100V99H203ZM225 100V99H224ZM230 100H231V98H230ZM92 101V102H91ZM101 101H100V103H101ZM126 101V100H125ZM142 101V100H141ZM209 101V100H208ZM223 101V100H222ZM64 102V103H65ZM98 102H99V100H98ZM194 102H195V100H194ZM235 102V101H234ZM78 103V102H77ZM88 103V104H87ZM116 103H117V101H116ZM137 103H139V102H137ZM147 103V102H146ZM220 103V102H219ZM236 103V104H237ZM71 104V105H72ZM79 104V103H78ZM80 104V105H81ZM93 104H95L94 102H93ZM125 104V103H124ZM123 104V105H124ZM131 104H133V103H131ZM142 104V103H141ZM212 104V103H211ZM224 104V103H223ZM229 104V103H228ZM235 104V103H234ZM66 105V104H65ZM69 104H68V102H67V106H68ZM73 105H72V107L71 108H73ZM79 105V106H80ZM95 105H97V104H95ZM118 105V104H117ZM120 105H119V107H120ZM126 105V106H125ZM124 105V107H126V109H125V111H128L129 110V108H128V106L127 105H130L129 103H126ZM139 106H140V104H138ZM143 105V104H142ZM196 105V104H195ZM261 105H262V103H261ZM132 107H134V106H136V105H131ZM144 106H146V104H144ZM231 106V105H230ZM264 106V105H263ZM143 107V106H142ZM142 107H140V108H142ZM195 107V106H194ZM238 107H239V105H238ZM237 107V108H238ZM259 107H261L260 105H259ZM69 109H70V111H72V109L70 108V106L68 107ZM77 107L75 106V109H76ZM123 108V107H122ZM122 108L120 109V113H121V110H122ZM128 108V109H127ZM136 108V109H135ZM135 108H133L134 109V111H136V112H134L132 109V113L131 112H129L130 113V115H129V113H128V117H130L131 119L132 118H134L135 119V121H136V118H138V116H140V115H142V118L141 119H143V121H144V117L145 116H143V115H146V114H144L147 110H145V109H143L144 110V112H142L141 111V109H139L140 111L138 112L137 110H138V108L137 107H135ZM253 108V107H252ZM257 108H258V106H257ZM263 108V107H262ZM78 110H79V107L77 108ZM117 109V108H116ZM157 109V108H156ZM210 109V108H209ZM253 109H255V107L253 108ZM74 110V109H73ZM124 110V109H123ZM122 110V111H123ZM149 110V109H148ZM150 110H154V109H150ZM149 110V111H150ZM238 110H239V108H238ZM243 110V109H242ZM242 110H241V112H242ZM248 110V111H249ZM75 111V110H74ZM73 111V112H74ZM124 111V112H125ZM149 111H147L146 113H148ZM157 111V110H156ZM240 111V110H239ZM244 111H246V109L244 110ZM243 111V112H244ZM258 111V113H259V110H257ZM257 111H256V113L255 112H253L254 113V115H253V117L255 116V114H258L257 113ZM264 111V110H263ZM72 112V113H73ZM78 111H75L74 113H77ZM187 112V111H186ZM192 112V111H191ZM249 112H251V110L249 111ZM79 113V112H78ZM77 113V114H78ZM126 113V112H125ZM135 113V114H134ZM150 113V112H149ZM156 113V112H155ZM203 113V112H202ZM76 114V115H77ZM132 114H133V117H132ZM136 114L138 115V116H136ZM193 114V113H192ZM236 114V113H235ZM109 115H111V114H109ZM147 115H149V114H147ZM153 115V114H152ZM189 115V114H188ZM225 115H227V114H225ZM119 116H120V118H121V115L119 114ZM124 116H125V114H124ZM136 116V117H135ZM176 116V115H175ZM243 116H245L244 114H243ZM249 116H251V115H249ZM248 116V117H249ZM260 116H261V112H260ZM260 116H258V115H256V118L257 117H259V118H257V119H260L261 120V117L263 116L264 117V114H262V116L260 117ZM112 118H113V116H111ZM141 117V116H140ZM147 117V116H146ZM182 117V116H181ZM236 117H240V116H237L236 115ZM248 117H243V118H248ZM262 117V118H263ZM79 118V117H78ZM130 118H128V119H126L125 118V121L127 120H129ZM151 118H153V117H151ZM175 118V117H174ZM183 118V117H182ZM189 118V117H188ZM255 117H254V121H256L257 119H256ZM140 118H138V120H141ZM172 119V118H171ZM250 119L251 118H249V121H250ZM253 119V118H252ZM76 120H77V118H76ZM76 120H74V123H75V121ZM79 120V119H78ZM77 120V122H78V125L80 126V121H78ZM115 120V119H114ZM119 120V119H118ZM121 120V119H120ZM149 121L148 122H153V121H151L150 120V118L148 119ZM177 120V119H176ZM187 120H189V119H187ZM192 120V119H191ZM237 121H239L240 122V119L238 118V119H236ZM260 120H259V122H260ZM264 118L261 120L263 123H264ZM39 121L40 122H42V123H44L43 121H45V118H43V117H41L40 119H39ZM131 121V122H130ZM146 121H147V119H146ZM184 121V120H183ZM254 121L252 120V121H250V123L252 122V124L254 123ZM76 122V123H77ZM133 121L132 120H129L128 122H125L126 124H128V123H132ZM138 122V124H140L139 123V121H137ZM142 122V121H141ZM148 122H142V125L144 124V126H145V124H151V123H148ZM239 122H237V123H239ZM242 122V121H241ZM240 122V123H241ZM258 122V123H259ZM119 123L121 124V122L119 121ZM124 123V124H125ZM154 123V125L156 124V125H158L155 121L153 122ZM152 123V124H153ZM168 123V122H167ZM173 123V122H172ZM243 123V122H242ZM257 125L256 126H258L259 124L257 123V121L255 122ZM45 124V123H44ZM133 124V123H132ZM131 124V125H132ZM152 124H151V126H152ZM181 124V123H180ZM214 124V123H213ZM245 124V123H244ZM78 125H76L77 127H78ZM85 125V124H84ZM84 125H81V126H84ZM134 125V124H133ZM133 125H132V127H133ZM155 125V126H156ZM175 125V124H174ZM248 125V124H247ZM255 125V124H254ZM74 127H75V125H73ZM150 126V127H151ZM187 126H188V124H187ZM186 126V131H189V130H193V128H191V129H189L190 127L188 126L187 127ZM199 126H201V125H199ZM199 126H196V129L197 128H199ZM249 126V125H248ZM264 126V125H263ZM263 126H262V128H263ZM74 127L72 128L73 130L72 131H74V132H76L77 130H80V129H75L74 130ZM87 127V126H86ZM112 127H114V126H112ZM119 127H121V125L119 126ZM136 127V126H135ZM138 127H141V124H140V126H138L137 125V128ZM150 127H148V126H146L145 128H149V130H145L144 128V131H146L145 133L147 134V135H149V133H150ZM153 128H155L154 126H152ZM159 126H157V128H158ZM177 127V126H176ZM191 127H192V125H191ZM242 127V126H241ZM254 127V126H253ZM252 127V130H250V133H249V135H247V129H245V127H244V129L246 130V132H244V133H246V137H250V135L253 133H251V131H253L254 130V132L257 130V127H255V128H253ZM259 127H261V126H259ZM84 128V127H83ZM88 128H89V126H88ZM93 127H91V129H92ZM117 128V127H116ZM123 128H125V130L127 129V127L124 125L123 126ZM157 128H155V131H156V129ZM225 128V127H224ZM235 128V127H234ZM240 128V127H239ZM238 128V129H239ZM243 128V127H242ZM249 128L251 129V127L249 126ZM29 129H27V130H29ZM81 129H82V127H81ZM85 129V128H84ZM90 129V132H93V131H96V129L94 130V128H93V130H91ZM115 129V128H114ZM128 129H129V127H128ZM127 129V130H128ZM132 129V128H131ZM141 129V128H140ZM152 129V128H151ZM172 129V128H171ZM202 129H204V128H202ZM214 129V128H213ZM238 129H237V133L239 132L238 131ZM261 128H259V130H260ZM109 132H110V128L109 129H107ZM113 128H111V132L110 133H112V135L113 136H115L114 138H116L117 136H119V139H121V137H120V135H118V134H115L113 131ZM119 130H120V128H119ZM125 130H123V134L125 133H128L129 134V132H125ZM126 130V131H127ZM132 130H134V129H132ZM243 130V129H242ZM263 131H264V129H262ZM70 131V133H71V129L69 130ZM87 131V130H86ZM149 131V132H148ZM152 131H153V129H152ZM152 131H151V138H153V136H154V134H152ZM158 131L160 132V130H157V132H154L153 131V133H157L158 134ZM194 131V130H193ZM193 131L192 132H189V136H187V137H189V139L191 138L192 139V137H196L195 136V134L192 136L191 134H193ZM204 131V130H203ZM215 130H213V132H214ZM244 131V130H243ZM133 132V131H132ZM139 132H140V130H139ZM170 132V131H169ZM212 132V133H213ZM231 132V131H230ZM241 133H243L242 131H240ZM239 132V133H240ZM257 133L259 132L258 130L256 131ZM255 132V133H256ZM66 133V131H65V129L64 128H61V130H60V135L61 136H63L64 134ZM83 133V132H82ZM141 133H143V131H142V129H141ZM186 133H188V132H186ZM207 132H205V134H206ZM243 133V134H244ZM257 133H256V136H257ZM77 134H79V133H77ZM76 134V135H77ZM128 134H127V136H128ZM160 134V133H159ZM175 134V133H174ZM178 134V133H177ZM208 134V133H207ZM214 134V133H213ZM254 134V133H253ZM251 135V137L252 136H255V135ZM263 134H264V132H263ZM68 135H69V133H68ZM80 135H84V136H86L85 135V132L83 133V134H80ZM79 135V136H80ZM88 135V134H87ZM149 135V136H150ZM176 135V134H175ZM182 135V134H181ZM190 135H191V137H190ZM202 135H204V134H202ZM221 135V134H220ZM260 135H262V131H261V134ZM260 135L258 136V138H262V137H260ZM26 137H29V138H31V136L29 135V136H27V134L25 135ZM66 136V135H65ZM70 136H72L71 134H70ZM94 136H96V133L94 134ZM130 136V135H129ZM170 136V135H169ZM200 136H201V134H200ZM239 136V135H238ZM242 136V135H241ZM255 136V138H257ZM25 137V138H26ZM90 137H92V135H90ZM109 137V136H108ZM107 137V135H106V139L108 138ZM125 137H126V135H125ZM131 137V139H132V136H130ZM130 137H128V138H130ZM135 136H133V139L132 140H134V139H137V138H134ZM138 138H140L141 139V137L142 136H137ZM160 138H161V135L159 136ZM159 137H157L158 139H159ZM177 137V136H176ZM175 137V138H176ZM182 137V136H181ZM197 137H198V134H197ZM195 138V140H198L199 142L200 141H203V140H201V139H199V138H202V136L201 137H198V138ZM245 137V136H244ZM264 137V136H263ZM73 138V137H72ZM81 138V137H80ZM127 138V137H126ZM127 138V139H128ZM150 138V139H151ZM154 138H156V136H154ZM180 138V137H179ZM204 138V137H203ZM206 138V137H205ZM208 138H210V137H207V140H205V142H207V141H210ZM242 138V137H241ZM240 138V139H241ZM26 139H28V138H26ZM32 139V138H31ZM30 139V140H31ZM109 139H112V138H108L107 139V141L109 142H113V143H116V141L114 142V140L112 139V141L111 140H109ZM118 139V137L115 139V140H117ZM127 139H125V141H127ZM244 139H247V138H244ZM253 139V138H252ZM30 140H26V142L28 143H22V144H16L17 146H19L18 148L19 149H16V147H15V145H13L12 146V148H14L15 147V149L16 150H21L20 149V147L22 148V146L21 145H23V147L27 144V147H25L26 148V150H24V152H21V151H18V152H11V153H9L10 155L9 156H11V158H15L16 159V163H15V166H14V163H13V161L11 162V164L13 165V167L14 168H11L12 167V165L10 166L9 164H7V165H9V167L11 168V170L13 169V171L15 172V173H17V174H19V173H26L27 175H28V177H30L29 176V174H31V167H32V158H33V150H32V147H31V145H30ZM76 140V139H75ZM145 138H143V141L141 140H136V143H135V141H133L135 144L134 145H139V143L140 142H144V144H145ZM152 140V139H151ZM151 140H148V141H150L151 142ZM160 140V139H159ZM194 140V139H193ZM194 140V142L195 143H197L196 141ZM234 140H236V139H234ZM248 140H250V139H248ZM258 140V139H257ZM43 142L45 141L46 143L45 144H47V146L49 145L48 143H50L51 141H52V136H45L44 138H43V140H42ZM81 141H82V138H81ZM106 141V145H107V142ZM128 141L130 142V140L128 139ZM137 141H138V143H137ZM140 141V142H139ZM165 141V140H164ZM243 141V140H242ZM260 141V140H259ZM263 141H264V139H263ZM262 140H261V142H263ZM33 142V141H32ZM31 142V143H32ZM133 142H132V144H130V146L132 147L133 146ZM146 142H147V140H146ZM152 142H154V139L152 140ZM157 141H155V143H156ZM176 142V141H175ZM186 142V141H185ZM185 142H184V144H185ZM190 142H191V140H190ZM193 142V141H192ZM191 142V143H192ZM193 142V143H194ZM204 142V141H203ZM211 142V141H210ZM209 142V143H210ZM85 143V142H84ZM83 142H82V144H84ZM120 143V142H119ZM118 143V144H119ZM131 143V142H130ZM149 143V142H148ZM188 143V142H187ZM244 143V142H243ZM242 143V144H243ZM249 143V142H248ZM248 143H244V144H248ZM253 143H255L256 145H255V147H254V145H252ZM258 143H260V142H258ZM25 144V145H24ZM40 144H42V145H44L43 143H40ZM82 144L80 145V147L78 146V147H76L75 149H76V151H77V149L78 148H80V151L79 152H81L82 151V153L83 152H85L86 151V153H87V150H88V153H90L91 151H89V150H91V148L87 145V143H85L87 146L86 147H89L90 149H88L87 148V150H86V147L85 146H82ZM84 144V145H85ZM114 145V146H112V147H115V146H119V145ZM123 144V143H122ZM154 144V143H153ZM203 145H204V143H202ZM212 143H210V145H211ZM250 144H251V146H250ZM250 144H249V147H251V149H252V146L254 147V148H256L257 150H258V147H256L257 146V143H256V139L252 142H250ZM262 144V143H261ZM90 145L92 146V145H94V148H95V144L94 143H90ZM105 145V146H106ZM120 145H121V143H120ZM173 145V144H172ZM190 145V143L188 144V146ZM198 145L199 146H197V144L193 147V148H200L201 149V145L198 143ZM218 145V144H217ZM34 146V145H33ZM82 146V147H81ZM107 146H110L109 144L107 145ZM122 146L123 145H121V147H120V149H118V151L116 152L115 151V149H116V147L114 148V151L118 154V155H120V152H119V150L122 152V150H123V148H122ZM168 146V145H167ZM171 146V145H170ZM197 146V147H196ZM35 147V146H34ZM84 147H85V151H83L82 150V148L84 149ZM93 147V146H92ZM124 147V146H123ZM186 147V146H185ZM190 147V146H189ZM206 147V146H205ZM209 147V146H208ZM247 147L248 146H246L244 149H245V153H247V154H249L248 152V150H249V148L247 149ZM11 148V151H14L13 149ZM108 148V147H107ZM118 148V147H117ZM121 148H122V150H121ZM126 148V147H125ZM124 148V149H125ZM190 148H192V147H190ZM189 148V149H190ZM192 148V149H193ZM217 148H219V146L217 147ZM132 149V148H131ZM143 149H145V148H139V150H141L140 152H138L137 150V152L136 151H134L135 153H138L139 154V156L141 157V153L144 151V153L145 154H142V155H144L143 157H146L147 155H146V152L147 151H149L148 149L149 148H147L146 150V152H145V150H143ZM156 149V148H155ZM159 149V148H158ZM189 149H187L188 151H190V153L192 152V151H199V150H197V149H195V150H189ZM206 149H209V148H206ZM212 149V148H211ZM241 149H242V147H241ZM247 149V150H246ZM2 150V149H1ZM3 150H4V148H3ZM1 151V153H3V152H6V150L7 149H5V151ZM9 150V149H8ZM7 150V151H8ZM94 150V149H93ZM98 150V149H97ZM105 150V149H104ZM117 150V149H116ZM130 150V149H129ZM170 150V149H169ZM67 151V150H66ZM107 151V150H106ZM108 151L110 152L111 150H109L108 149ZM113 151V157H111L113 160H114V158H117V154H116V156L114 157V155H115V152ZM126 151V150H125ZM207 151V154L208 153H212V152H208V151H212V150H206ZM222 151V150H221ZM246 151H248V152H246ZM251 151V150H250ZM9 152V151H8ZM8 152H7V157H6V159L7 158H10V157H8ZM93 152V151H92ZM92 152H91V154H92ZM95 152V151H94ZM100 152V151H99ZM109 152H107V154H109ZM123 152H124V150H123ZM122 152V153H123ZM131 153L133 152V151H130ZM200 152H202L201 150H200ZM232 152V151H231ZM252 152L253 151H251V153L249 154V157H251V154H252ZM12 153H13V156H12ZM67 152H65V154H66ZM77 153H78V151H77ZM101 153V152H100ZM103 153V152H102ZM106 153V152H105ZM121 153V154H122ZM130 153V154H131ZM154 153H155V150H154ZM162 153V152H161ZM203 153H205V152H203ZM216 153V152H215ZM244 153V154H245ZM256 153H259V152H255V154ZM70 154H72V153H70ZM76 154V153H75ZM137 154V155H138ZM159 154H160V152H159ZM163 154V153H162ZM206 154V155H207ZM231 154V153H230ZM232 154H233V152H232ZM255 154H253L254 156H255ZM2 155H4V154H1V156ZM6 155V154H5ZM83 155V154H82ZM96 155V154H95ZM112 155V153H110V156ZM153 154L151 153V156H152ZM84 156V155H83ZM94 156V155H93ZM125 156V155H124ZM128 156H129V154H128ZM164 156V155H163ZM197 156V155H196ZM211 156V155H210ZM215 156V155H214ZM213 156V157H214ZM227 156H229V154L227 155ZM253 156V157H254ZM256 156H258V155H256ZM259 156H260V154H259ZM131 157V156H130ZM150 157V156H149ZM160 157V156H159ZM198 157V156H197ZM239 157V156H238ZM122 159H125V158H123V155H122V157H121ZM148 158V157H147ZM212 158V157H211ZM216 158V157H215ZM229 158H231V157H229ZM241 158V157H240ZM244 158V157H243ZM256 158H259V157H256ZM133 158H130V159H128V160H132ZM146 159V158H145ZM207 159H210V158H208L207 157ZM233 159H235V158H233ZM253 159V158H252ZM260 159H261V156H260ZM2 160H3V157H2ZM7 160H9V159H7ZM7 160L5 161V162H7ZM11 160V159H10ZM14 160V159H13ZM215 160V159H214ZM237 160V159H236ZM247 160V159H246ZM262 160H263V162H264V159L262 158ZM118 163H119V161L118 160H116ZM247 161H249V160H247ZM250 162V161H249ZM4 163V162H3ZM257 163V162H256ZM259 163V162H258ZM260 163H262L261 162V160H260ZM5 164V163H4ZM3 164V165H4ZM203 164V163H202ZM234 164V163H233ZM236 164V163H235ZM240 164V163H239ZM243 164V163H242ZM249 164H251V163H249ZM248 164V165H249ZM264 164V163H263ZM6 164H5V167L7 166ZM197 165V164H196ZM236 165H238V164H236ZM235 165V166H236ZM244 165H245V163H244ZM243 165V166H244ZM247 165V166H248ZM259 165V164H258ZM202 166V165H201ZM200 166V167H201ZM227 166V165H226ZM4 167V166H3ZM4 167V168H5ZM7 168L8 170L10 169V168ZM122 167V166H121ZM199 167V166H198ZM229 167V166H228ZM240 167H242V165L240 166ZM248 167H250V166H248ZM253 167V166H252ZM254 167H256L255 165H254ZM1 168H2V166H1ZM3 168V170L5 171L6 169H4ZM208 168H210V166L208 167ZM222 168V167H221ZM223 168H225V167H223ZM238 168V167H237ZM244 168H245V166H244ZM260 168V166L258 167V169ZM200 169V168H199ZM202 169V168H201ZM206 169V168H205ZM227 169V168H226ZM254 169V168H253ZM252 169V170H253ZM260 169H264V168H260ZM1 170V169H0ZM203 170V169H202ZM202 170L199 172L200 173V177H202L203 178V173L204 172H207V171H209V170H207V171H204V172H202ZM215 170V169H214ZM223 170V169H222ZM234 170H236V169H234ZM238 170V169H237ZM240 170V169H239ZM255 170V169H254ZM4 171H3V173H4ZM210 171H212V170H210ZM227 171V170H226ZM256 171H257V169H256ZM1 172V171H0ZM6 172H7V170H6ZM195 172V171H194ZM239 172V171H238ZM253 172V171H252ZM251 172V173H252ZM258 172V171H257ZM260 172V171H259ZM2 173V172H1ZM12 173V172H11ZM198 173V174H199ZM207 173H210V172H207ZM236 173H237V171H236ZM244 173H247V172H243V174H241V175H243V177H244ZM248 173H250V172H248ZM192 174V173H191ZM198 174L195 172V176H198ZM215 174H217V171L215 172ZM237 174H239V173H237ZM23 175V174H22ZM236 175V174H235ZM240 174L239 175H237V180L239 179L240 180V178H242L243 179V177L241 176ZM250 175V174H249ZM256 175V174H255ZM12 176V175H11ZM19 176V175H18ZM207 176V175H206ZM208 176H210V175H208ZM246 176V175H245ZM247 176H248V174H247ZM251 176H253L252 174H251ZM14 177H17L16 175H14ZM13 177V178H14ZM19 177H21V175L19 176ZM215 177V175L213 176V175H211L210 177H209V179L210 178H214ZM219 177V176H218ZM240 177V178H239ZM249 177V176H248ZM264 177V176H263ZM23 178V177H22ZM245 178V177H244ZM252 178V177H251ZM18 179V178H17ZM208 179V180H209ZM255 179H257V178H255ZM262 179V178H261ZM11 180V179H10ZM208 180H204L203 179V181H205L206 183H205V185L207 184V182H209ZM245 181H247V178H245L244 179ZM258 180H260V179H258ZM216 182L217 180H216V178H214L213 180H211L210 181V183L211 182ZM244 181V182H245ZM248 181H255L254 179L253 180H248ZM257 181V180H256ZM255 181V182H256ZM261 181V180H260ZM240 182H241V180H240ZM242 182H243V180H242ZM243 182V183H244ZM262 182V181H261ZM24 183V182H23ZM209 183V184H210ZM214 183H211V186L212 185H214V187H215V185H217V184H214ZM218 183V182H217ZM222 183V182H221ZM221 183H218V184H221ZM252 183V182H251ZM13 184V183H12ZM16 184V183H15ZM241 184V183H240ZM239 184V185H240ZM246 184H247V182H246ZM259 184H260V182H259ZM263 184V183H262ZM14 185V184H13ZM16 185H18V184H16ZM30 184H28V186H29ZM245 185V184H244ZM256 185V184H255ZM11 186V185H10ZM241 186H242V184H241ZM249 186H250V184H249ZM262 186V185H261ZM14 187V186H13ZM19 187V186H18ZM23 187V186H22ZM25 187H27V184H25V186H24V188ZM243 187V186H242ZM247 187V186H246ZM254 187V186H253ZM257 187V186H256ZM19 188H21V187H19ZM19 188H17V190L19 189ZM28 188V187H27ZM206 187L204 186V189H205ZM216 188L217 187H215V190H216ZM251 188H252V186H251ZM250 188V189H251ZM259 188V187H258ZM257 188V189H258ZM263 188H264V185H263ZM262 188V189H263ZM10 189V188H9ZM12 189V188H11ZM210 189V188H209ZM214 189V188H213ZM213 189L211 188V190L213 191ZM247 189V188H246ZM13 190V189H12ZM16 190V191H17ZM24 190V189H23ZM207 190V189H206ZM211 190L209 191V193L211 192ZM253 190H255V187H254V189ZM252 190V191H253ZM20 191H22L21 189H20ZM20 191H17V192H20ZM25 192H26V189L24 190ZM208 191V190H207ZM217 191H219V190H217ZM260 191V190H259ZM264 191V189L263 190H261V192H263ZM23 192V191H22ZM260 192V193H261ZM7 193V192H6ZM5 193V194H6ZM10 193H13V192H11L10 191ZM212 193V192H211ZM215 193V192H214ZM228 193V192H227ZM205 194H207V195H210V194H208V193H205ZM213 194V193H212ZM217 194V193H216ZM229 194V193H228ZM7 195V194H6ZM5 195V196H6ZM207 195H205L204 197L206 198V196ZM218 195V194H217ZM21 196V195H20ZM230 196V195H229ZM263 196H264V194H263ZM10 198H12V197H10ZM10 198H9V200H10ZM221 198V197H220ZM230 198V197H229ZM20 199V198H19ZM23 199V198H22ZM204 199V198H203ZM207 200L209 199L208 197L206 198ZM206 199L205 200H203V202L205 203L203 206H202V204H203V202H201V206H202V208H205V209H208V206L207 207H205V205H206V203H207V205H210L211 206V204L210 203H208L210 200H211V198L208 200V202L206 201ZM258 199V198H257ZM256 199V200H257ZM29 200V199H28ZM213 200V199H212ZM234 201V200H233ZM13 202H14V200H13ZM212 202V201H211ZM214 202V201H213ZM218 202V201H217ZM256 202V201H255ZM10 203H12L11 201H10ZM214 203H216V201L214 202ZM219 203V202H218ZM4 204V203H3ZM256 204H257V202H256ZM15 205H16V203H15ZM254 205V204H253ZM264 205V204H263ZM214 206H216V205H214ZM254 206H257V205H254ZM3 207H4V205H3ZM12 207H13V205H12ZM25 207V206H24ZM229 207H231V206H229ZM251 207H253L252 205H251ZM201 208V209H202ZM216 208H218L217 206H216ZM233 208V207H232ZM254 208V207H253ZM257 208V207H256ZM13 209V208H12ZM220 209V208H219ZM248 209V208H247ZM2 210V209H1ZM15 210H17V209H15ZM232 210V209H231ZM205 212V210H203L202 209V212ZM207 211V210H206ZM211 211V210H210ZM219 211H221V210H219ZM248 211V210H247ZM258 211V210H257ZM257 211H256V213H257ZM260 211H261V209H260ZM8 212V211H7ZM6 212V213H7ZM213 213H214V211H212ZM228 212H230V208L228 209ZM254 212V211H253ZM24 213V212H23ZM206 213V212H205ZM217 213V212H216ZM230 213H233V211L232 212H230ZM235 213V212H234ZM245 213H247V212H245ZM249 213H250V211H249ZM252 213V212H251ZM203 214V213H202ZM207 214H210V213H208L207 212ZM252 214H254V213H252ZM262 214H264V213H262ZM26 215V214H25ZM29 215V214H28ZM205 215V214H204ZM247 215V214H246ZM245 215V216H246ZM255 215V214H254ZM257 215V214H256ZM1 216V215H0ZM210 216V215H209ZM209 216L208 217H206V218H208L209 219ZM211 216H212V214H211ZM216 217V214H214L212 217H213V219ZM232 217L234 216V214L233 215H231ZM230 216V217H231ZM248 216H251L250 214L248 215ZM12 217V216H11ZM26 217H27V215H26ZM212 217H210V218H212ZM221 217V216H220ZM263 217H264V215H263ZM14 218V217H13ZM12 218V219H13ZM203 218V217H202ZM260 218V217H259ZM262 218V217H261ZM260 218V219H261ZM26 219H28V218H26ZM29 219H31V218H29ZM217 219V218H216ZM215 219V220H216ZM219 220L220 219H222V217L221 218H218ZM224 220H225V218H223ZM232 219H235V217L234 218H231V220ZM246 219V218H245ZM264 219V218H263ZM13 220H15V219H13ZM203 220H204V218H203ZM206 220L207 219H205V222H206ZM219 220L217 221V222H219ZM254 220V219H253ZM252 220V223H254V225H256V221L254 220L253 221ZM257 220V219H256ZM212 221V220H211ZM223 221V220H222ZM261 221H264V220H262L261 219ZM260 221V222H261ZM27 222V221H26ZM208 222H210V221H208ZM214 222H216V221H214ZM224 222V221H223ZM231 223L233 222V221H230ZM235 222V221H234ZM238 222V221H237ZM251 221H249V223H250ZM225 223H228V222H225ZM224 223V224H225ZM247 224H249L248 222H246ZM245 223V224H246ZM251 223V224H252ZM264 223V222H263ZM216 224V223H215ZM217 224H219V223H217ZM229 224V223H228ZM239 224V223H238ZM258 224V223H257ZM8 225V224H7ZM6 225V226H7ZM19 225V224H18ZM29 225V224H28ZM212 225V224H211ZM230 225V224H229ZM232 225V224H231ZM234 225H236V223H234ZM259 225V224H258ZM5 226V225H4ZM210 226V225H209ZM224 226L225 225H222V227H223V229H224ZM214 227V226H213ZM221 227V226H220ZM221 227V228H222ZM226 227H228L227 225H226ZM232 227V226H231ZM230 227V228H231ZM236 227V226H235ZM239 227V226H238ZM249 227V226H248ZM247 227V228H248ZM252 228H253V226H251ZM257 226H255V228H256ZM260 226H258V228L257 229H260L259 228ZM10 228V227H9ZM17 228V227H16ZM214 228H217V226L216 227H214ZM219 228V227H218ZM255 228H254V230H255ZM263 228H264V225H263ZM262 228V229H263ZM211 229V228H210ZM222 229V230H223ZM226 229V228H225ZM228 229V228H227ZM226 229V230H227ZM234 229V228H233ZM233 229H231V231H233V233H234V230ZM4 230V229H3ZM212 230V229H211ZM236 230V229H235ZM240 230H242V229H240ZM239 230V231H240ZM244 230V229H243ZM242 230V231H243ZM2 231V230H1ZM7 231V230H6ZM12 231V230H11ZM238 231V230H237ZM237 231H235V232H237ZM238 231V232H239ZM261 231H264V230H261ZM244 232V231H243ZM242 232V233H243ZM10 233V232H9ZM224 234L226 233V235L228 234L227 233V231H225V232H223ZM230 234L232 233V232H229ZM241 233V232H240ZM257 233V232H256ZM263 234H264V232H262ZM229 234V235H230ZM260 234V233H259ZM17 235V234H16ZM243 235H244V233H243ZM234 236H235V234H234ZM237 236V235H236ZM235 236V237H236ZM257 236V235H256ZM224 237V236H223ZM240 237H241V234H240ZM246 237V236H245ZM258 237V236H257ZM264 238V237H263ZM226 239V238H225ZM232 239V238H231ZM239 241H242V239H238ZM263 240V239H262ZM244 241V240H243ZM242 241V242H243ZM256 241H258V238H257V240ZM255 241V242H256ZM264 241V240H263ZM241 242V243H242ZM247 242V241H246ZM251 242V241H250ZM253 242V241H252ZM259 242V241H258ZM257 242V243H258ZM244 243V242H243ZM242 243V244H243ZM240 244V242L238 243V245ZM242 244H240L241 246H244V244L242 245ZM248 244V243H247ZM254 245H256V243H253ZM259 244V243H258ZM239 245V250H240V246ZM250 245V244H249ZM253 245V246H254ZM245 248H247V247H250V246H244ZM258 247V246H257ZM264 246H262L261 248H263ZM216 248V247H215ZM214 248V249H215ZM259 248V249H258ZM257 249L260 251V247H258ZM223 249V248H222ZM226 249V248H225ZM235 249H237V248H235ZM242 250H243V248H241ZM251 249H252V247H251ZM253 250H254V248H253ZM257 250V251H258ZM213 251V250H212ZM220 251V250H219ZM226 251V250H225ZM252 251V250H251ZM250 251V252H251ZM255 251V250H254ZM253 251V252H254ZM264 251V250H263ZM223 253H224V255H226L225 257H227L228 255L227 254H230L228 251L226 252V254H225V252H224V249H223V251H222ZM230 252H232V255H230V256H228V258L227 259H229V261L231 262V256L232 257H234L233 256V251H231L230 250ZM235 252V251H234ZM247 252V251H246ZM252 252V253H253ZM261 252H262V250H261ZM211 253V252H210ZM239 253V252H238ZM244 253V252H243ZM258 254H257V256L258 255H260V253L259 252H257ZM263 253V252H262ZM220 254V253H219ZM234 254H237L236 252L234 253ZM221 255H222V253H221ZM220 255V256H221ZM239 255V254H238ZM243 255V254H242ZM246 255H248L247 253L245 254V255H243V258H245V261H246V257H244V256H246ZM251 255V254H250ZM250 255H248V260L246 261V262H248L249 260H254L255 259V257H252V258H254V259H251V257H250V259H249V256ZM254 255H256V252H255V254ZM223 256V255H222ZM215 257V256H214ZM224 257V258H225ZM259 257V256H258ZM261 257L262 258H264V256H262L261 255ZM260 257V259L258 258L257 260H258V263L260 262V263H263L264 264V260L262 261V258ZM221 258V257H220ZM223 258V257H222ZM224 258H223V260H224ZM237 258H238V256H237ZM237 258H235V260L237 259ZM240 258V257H239ZM242 258V259H243ZM226 259V258H225ZM241 259V260H242ZM232 260H234V259H232ZM238 260V259H237ZM260 260V261H259ZM227 261V260H226ZM229 261H227V262H229ZM238 261H240V260H238ZM223 262H225V261H223ZM245 262V263H246ZM256 262V260L255 261H252L251 263H255ZM226 264V263H225ZM228 264V263H227ZM231 264V263H230ZM248 264H249V262H248Z\"/></svg>", "mask_w": 264, "mask_h": 264}, {"label": "crops", "instance_id": "0c3cea01", "mask_svg": "<svg viewBox=\"0 0 264 264\" xmlns=\"http://www.w3.org/2000/svg\"><path fill=\"white\" fill-rule=\"evenodd\" d=\"M41 0H0V35L29 26ZM14 33V32H12Z\"/></svg>", "mask_w": 264, "mask_h": 264}]
</instances>
